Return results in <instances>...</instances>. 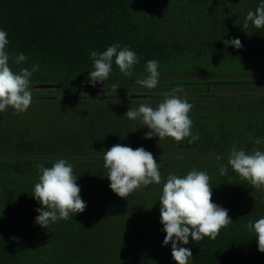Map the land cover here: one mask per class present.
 Returning <instances> with one entry per match:
<instances>
[{
  "label": "trees",
  "instance_id": "obj_1",
  "mask_svg": "<svg viewBox=\"0 0 264 264\" xmlns=\"http://www.w3.org/2000/svg\"><path fill=\"white\" fill-rule=\"evenodd\" d=\"M259 3L0 0V28L10 41L7 50L12 58L21 52L28 58L20 64L10 58L11 69L19 72L39 65L31 77L33 102L28 110L16 114L9 107L0 113V129H9L0 135V264H177L171 244L163 246L166 233L159 199L169 174L184 176L193 168L208 172L212 202L227 209L233 223L223 227L214 240L190 239L185 245L193 254L189 264H264L255 234L246 227L264 216V191L254 189L231 167L227 175L219 174L233 145L247 152L257 147L264 150V143L255 144L264 137V95L255 90L264 86V76L241 75L264 74V28L251 22L243 27L247 13ZM233 38L240 39L242 48L225 45V40ZM114 43L130 47L140 62L131 77L123 76L113 63L109 79L93 86L88 79L94 70L90 51L103 52ZM151 59L159 61V84L147 90L136 80L147 75L146 62ZM193 73L208 76L190 77ZM37 84L52 87L36 91ZM113 84L115 89H132L126 98L161 102L179 86L183 91L177 95L193 105L189 115L195 139H168L172 148L193 150L197 157L164 158L167 164L161 165L160 184L142 187L125 198L110 189L107 169L91 156L108 148L107 140L117 139L118 126H128L112 114L104 116L95 110L100 98L117 97L109 93ZM246 87L252 89L246 91ZM216 88L234 92L218 95ZM67 93L78 95L70 98ZM67 99L94 101L82 118L91 124L87 132L77 135L79 125L74 121L58 126L57 131L45 129L51 112H45L43 122L29 112ZM83 108L87 111V105ZM101 127L105 128L103 137H98ZM218 155L224 159L217 160ZM60 158L72 163L87 207L67 220L50 223L47 229L35 222L36 209L42 205L33 190L42 174L38 165L51 167Z\"/></svg>",
  "mask_w": 264,
  "mask_h": 264
},
{
  "label": "clouds",
  "instance_id": "obj_2",
  "mask_svg": "<svg viewBox=\"0 0 264 264\" xmlns=\"http://www.w3.org/2000/svg\"><path fill=\"white\" fill-rule=\"evenodd\" d=\"M249 22L256 28H264V0H260L255 11H249L243 27L248 28ZM7 32L0 28V113L11 107L16 114L24 113L33 102V92L30 88L31 77L39 69L34 64L31 69L21 68L14 72L9 64L10 58L15 64L27 61L24 53L14 58L7 50L9 46ZM226 46L242 48L239 38L224 41ZM93 68L89 73V81L93 86L104 83L110 77L113 63L118 66L125 77L133 75L134 66L140 62L137 53L128 46L114 43L103 52L90 51ZM159 61L151 59L146 62L147 75L137 79L141 87L152 90L159 84ZM109 87V85H108ZM110 87L116 88V85ZM183 89L174 87L165 94L164 100L155 108L142 103L138 108H130L126 117L147 127L146 139L159 137V141L172 138L181 142L192 136V120L189 113L193 105L187 98H181L178 93ZM189 140V143L192 142ZM264 143V137L255 140L256 145ZM217 160L224 159L218 155ZM104 167L110 189L119 197L125 198L137 189L161 182V164L157 163L153 154L143 147L133 149L129 146L116 144L103 156ZM39 182L34 186L33 197L42 205L36 209L39 215L35 218L37 225L47 228L50 223L67 220L73 214L82 213L87 205L80 196V187L74 175L72 163L67 159H57L51 167L38 165ZM237 173L241 179L248 181L256 190L264 191V150L257 147L251 152L232 146L227 158V164L221 165L219 174H228V169ZM210 176L206 170L193 168L184 176L169 174L163 185L160 196V222L166 236L163 246L171 244L172 257L177 264H189L193 254L185 247L190 239L194 242L210 238L215 239L223 227L233 223L228 210L212 202ZM247 229L255 234L258 250L264 253V216L255 222L249 221Z\"/></svg>",
  "mask_w": 264,
  "mask_h": 264
},
{
  "label": "rangeland",
  "instance_id": "obj_3",
  "mask_svg": "<svg viewBox=\"0 0 264 264\" xmlns=\"http://www.w3.org/2000/svg\"><path fill=\"white\" fill-rule=\"evenodd\" d=\"M249 71V70H248ZM185 75V74H184ZM183 75V77H184ZM190 77H194V76H208L207 74H197V73H193V74H189ZM214 74H211V76H213ZM241 75L243 76H249V77H257V76H264L263 72H250V73H241ZM185 77L187 78L188 75H185ZM93 88V87H92ZM90 87V89H92ZM252 88L246 87L244 90L249 91ZM132 89H122V88H117V89H111L109 90V93L111 95L117 96L116 98H111V99H103L102 98L99 99V103H97L95 105V107H99V109H95L96 111L98 110V112L104 116H108L106 114H112L113 117H117L119 119V121L123 122V123H127L128 126L126 125H120L116 128V133H117V139H111V140H107L106 142L109 143L108 148H101L100 151H97L96 153H93L91 156H93L94 158H99V163H103L104 161L103 156H104V151H107L108 149H110L112 146L116 145V144H122V145H126L129 146L133 149L139 148V147H143L145 148L147 151L151 152L154 156V158L156 159L157 163L161 164V165H165L167 164V162L165 161L164 158H169L172 157L174 159H195L197 156V153L193 150H179L176 148H172L170 141L168 138L162 139L159 141V137H153L152 139H146L145 138V133L149 131V129L147 127H143L141 128V125H139L137 122L132 121L130 119H128L125 115L127 113V111L130 108H138L140 104L142 103H147L150 104L152 107H156L158 106V104L161 101H157L154 100L152 98H139V99H131V98H126L124 97L125 95H127ZM134 91H136L135 89H133ZM199 90H203V89H199ZM215 93H217L218 95H225V94H231L232 92H234V89H219L216 88L215 89ZM256 92L258 93H263L262 95H264V86L260 87H255ZM36 91H47V90H36ZM97 91L99 92V89H97ZM140 91V90H137ZM54 92V91H53ZM101 93V95H103V92H99ZM139 94L143 95V93L138 92ZM78 94H74V93H67V97L73 98L74 96H76ZM94 104L93 102H89L85 99H77V100H73V99H67L64 102H60L59 104L54 103V104H49V106L45 109L41 108L40 111H33V110H29V112L35 114L36 116H38V119L43 122L44 121V117L47 116L45 115V112H51L50 114H48V118L46 117V119L48 120V122L50 124H48L47 126L45 125V129H52L55 128L56 131L58 130V126L59 127H63L64 125H67L69 122L74 121L75 124L79 125L78 128L76 129V134L80 135L83 132H87L88 128H91V124L85 120V118L82 120V118L85 116V114L90 113L89 111H91L92 107L91 105ZM84 105H87V111H85V109L83 108ZM49 110V111H48ZM79 110V112H78ZM31 115V114H30ZM33 116V115H32ZM28 117V115H27ZM35 117V116H33ZM1 126V124H0ZM68 127V126H67ZM73 128V127H72ZM43 129V127L41 128ZM4 130H6V132H9V129L7 128H3L0 129V135H4ZM105 130L104 127L99 128L96 131V135L98 137H103L102 133ZM60 131V130H59ZM43 134H45V131L43 132ZM100 135V136H99ZM114 143V144H113ZM138 144V146H137ZM162 159L164 160L163 162ZM98 162V161H97ZM180 162V161H179ZM172 165L175 164L174 162L171 163ZM161 169V167H160ZM143 188H147V187H143Z\"/></svg>",
  "mask_w": 264,
  "mask_h": 264
},
{
  "label": "water",
  "instance_id": "obj_4",
  "mask_svg": "<svg viewBox=\"0 0 264 264\" xmlns=\"http://www.w3.org/2000/svg\"><path fill=\"white\" fill-rule=\"evenodd\" d=\"M36 89H47V88H51V84H37L34 86Z\"/></svg>",
  "mask_w": 264,
  "mask_h": 264
}]
</instances>
